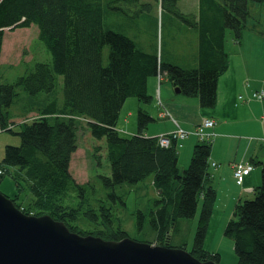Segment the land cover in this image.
<instances>
[{"label":"trees","instance_id":"trees-1","mask_svg":"<svg viewBox=\"0 0 264 264\" xmlns=\"http://www.w3.org/2000/svg\"><path fill=\"white\" fill-rule=\"evenodd\" d=\"M177 2L159 0L162 10L198 31L199 58L193 68L166 62L156 51H144L127 35L105 27L102 0H0V56L5 29L33 24L51 55L49 61L35 62L13 83H0V131L13 132L15 124L20 127L13 132L20 137L19 145H5L0 182L6 176L14 180L17 192L11 199L26 214H48L73 232L120 240L129 233L117 217V207L125 202L116 188L151 177L158 197L149 211H136V229L147 224L155 243L185 248L182 242L172 244L180 234L179 219L192 218L200 203L189 251L201 261L219 264L220 255L204 248L216 200L208 178L210 141L198 140L180 172L178 146L183 139L171 138L164 147L158 135L144 136L142 131L152 120L145 110H138L134 135L122 136L116 124L126 99L150 101V79L163 73L184 95L197 96L201 107H213L218 78L228 67L226 31L239 40L247 25L248 3L264 0H198L194 15L180 12ZM56 75L63 76L61 104L55 96ZM19 88L34 101L26 110L40 103L37 117L24 115L16 123L11 106ZM81 128L104 139L110 174H97L78 184L69 165ZM253 162L260 165L261 183L252 198L236 203L224 227V234L233 241L237 264H264V163ZM24 185L31 195L26 204L20 198Z\"/></svg>","mask_w":264,"mask_h":264},{"label":"rangeland","instance_id":"rangeland-1","mask_svg":"<svg viewBox=\"0 0 264 264\" xmlns=\"http://www.w3.org/2000/svg\"><path fill=\"white\" fill-rule=\"evenodd\" d=\"M146 3L148 6L141 7ZM177 6L183 14L194 15L198 12V0H178ZM102 9L105 27L127 35L144 51H156L164 61L169 59L184 67H189L198 54V31L196 28L188 25L185 20L173 13L165 9L162 10L159 0H139L136 4H130L127 0H102ZM248 11L247 25L243 34L250 36L257 53L264 58V2H249ZM232 36V32L227 30V42L230 43ZM104 54L107 55V47L104 49ZM50 59L51 55L48 49L39 39L36 25L17 28L13 31L5 29L0 56V83H13L17 77L24 75L35 62H45ZM156 78L159 94L161 89L163 92L165 91V86L166 84L170 85V81L164 73L160 80V76ZM180 94L185 96L183 93ZM55 96L60 104L63 103V76L61 75H56ZM28 98L29 95L19 88L18 97L15 98L11 106V111L15 116L13 120L16 123L22 121L24 115L29 119L38 116L37 108L40 102L37 100L38 103L35 105L37 108L28 111L26 109L32 108L34 102ZM19 130L20 127L15 124L13 132ZM13 132L0 131V160L3 157L5 145H19L20 143L19 135ZM77 145V150L73 153L69 165L70 173L76 183H86L97 174H110L104 139H97L88 130L81 128L78 132ZM184 159L185 155L178 162L180 172L185 169L183 167L188 165L183 166ZM16 190L14 180L10 176L4 177L0 182V192L6 196L13 197ZM116 191L122 195L125 202V206L117 207V217L120 219L122 227L129 233V237L137 241L155 243L154 234L151 233L147 224L140 231L136 229L135 214L139 209L143 212L149 211L154 204V199L158 197V191L153 187L151 177H147L136 185L118 186ZM71 197L72 202H75V194ZM252 197L253 194L249 199ZM20 198L24 204L31 198L25 185L22 186ZM217 211L220 213L223 211V213L216 216L213 213L214 220L211 219L209 224L204 248L220 255L219 264H237L233 241L224 234L228 214L226 205L225 208H219L217 205ZM199 212L200 203H198L196 213L192 218L179 219L181 235L174 236L173 245H179L182 242L184 249L190 250Z\"/></svg>","mask_w":264,"mask_h":264},{"label":"crops","instance_id":"crops-1","mask_svg":"<svg viewBox=\"0 0 264 264\" xmlns=\"http://www.w3.org/2000/svg\"><path fill=\"white\" fill-rule=\"evenodd\" d=\"M243 33L244 30L239 40L233 36L230 43L227 38L225 40L228 67L218 78L217 98L213 107H201L197 96H182V92H175L171 82L170 85L166 84L164 92L161 89L158 94L155 77L149 82L151 100L146 103L133 97L127 98L116 124L122 136L136 134L137 113L143 109L152 120L142 134L156 136L171 132L177 126L193 132L203 120L213 119L214 125L207 129L211 134L208 178L216 190L214 216L223 213L217 211V205L219 208H225L226 205L227 221L232 217L236 203L249 199L254 188L261 183L260 165L253 161L264 163V100L253 97L255 91H264V58L257 53L250 36ZM198 58L197 54L193 63L185 68L196 67ZM166 62L182 66L169 59ZM198 140L196 135L189 133L180 142L178 162L185 155L183 166L189 163L193 146ZM235 162L253 165L252 171L244 176L241 184H237L233 177Z\"/></svg>","mask_w":264,"mask_h":264},{"label":"water","instance_id":"water-1","mask_svg":"<svg viewBox=\"0 0 264 264\" xmlns=\"http://www.w3.org/2000/svg\"><path fill=\"white\" fill-rule=\"evenodd\" d=\"M175 92H181L175 87ZM0 264H217L181 247L106 240L71 231L48 214L22 212L0 192Z\"/></svg>","mask_w":264,"mask_h":264},{"label":"built area","instance_id":"built-area-1","mask_svg":"<svg viewBox=\"0 0 264 264\" xmlns=\"http://www.w3.org/2000/svg\"><path fill=\"white\" fill-rule=\"evenodd\" d=\"M253 97L257 100H264V91L259 90L253 93ZM214 125L213 119H205L203 122L195 129L193 132H187L186 130L177 126L176 129L169 133H163L158 135V142L161 146L167 147L170 144V139H185L189 133H193L199 139L209 140L210 133L207 131L208 128H211ZM253 169V166L248 163L235 162L233 164V177L237 184H241L244 176L248 175Z\"/></svg>","mask_w":264,"mask_h":264}]
</instances>
